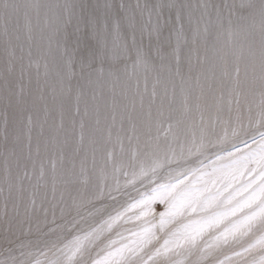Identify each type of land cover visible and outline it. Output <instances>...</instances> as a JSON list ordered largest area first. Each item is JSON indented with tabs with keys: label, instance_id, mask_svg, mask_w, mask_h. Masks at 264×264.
I'll use <instances>...</instances> for the list:
<instances>
[{
	"label": "snow or ice",
	"instance_id": "snow-or-ice-1",
	"mask_svg": "<svg viewBox=\"0 0 264 264\" xmlns=\"http://www.w3.org/2000/svg\"><path fill=\"white\" fill-rule=\"evenodd\" d=\"M0 264H264V0H0Z\"/></svg>",
	"mask_w": 264,
	"mask_h": 264
}]
</instances>
